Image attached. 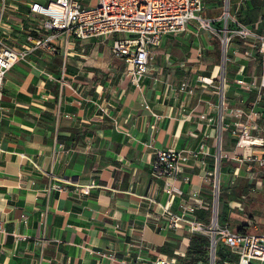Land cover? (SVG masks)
I'll use <instances>...</instances> for the list:
<instances>
[{"label":"crops","instance_id":"1","mask_svg":"<svg viewBox=\"0 0 264 264\" xmlns=\"http://www.w3.org/2000/svg\"><path fill=\"white\" fill-rule=\"evenodd\" d=\"M32 1L47 0H7L1 28L18 50L30 48L28 36L45 34L29 11ZM198 30L191 25L163 36L149 70L137 81L110 50L116 34L86 41L61 35L56 52L33 48L7 70L0 98V264H151L157 255L182 264L188 259L191 232L169 228L164 205L178 210L192 192L211 201V175L221 157L225 165L242 149L235 147L230 127L221 125L222 82L212 83L219 65L208 56L213 35ZM185 32L193 35L186 44L179 41ZM247 49L241 54L250 59L253 50ZM236 59H227L226 102L255 107V91L241 90L233 81L238 65L244 63L248 75L250 64ZM206 67L211 70L204 72ZM185 77L188 85L182 83ZM258 123L264 125V118ZM260 130L264 133V126ZM170 147L184 150L186 157L169 180V192L164 179L152 176L150 164L158 148ZM227 165L238 170L233 161ZM218 247L227 250L222 262L236 259L229 247ZM112 254L123 263L111 260Z\"/></svg>","mask_w":264,"mask_h":264},{"label":"built area","instance_id":"2","mask_svg":"<svg viewBox=\"0 0 264 264\" xmlns=\"http://www.w3.org/2000/svg\"><path fill=\"white\" fill-rule=\"evenodd\" d=\"M244 1L235 2L236 10L244 5ZM224 5L222 14L207 15V10L215 5L207 4L206 0H95L90 4L83 3L81 0H47L44 3L32 1L29 4V11L32 12L33 17L39 19L40 27L45 34L28 36V39L32 40L30 48L18 50L7 41L2 31L1 22L6 15L7 0H1L0 98L4 76L17 59L33 48L56 52L58 48L55 39L58 36L64 35L75 40L86 41L91 37L116 34L110 42V50L115 56L123 58L130 78L137 81L149 70L148 65L154 54L153 49L161 43L163 36L167 33L179 34L193 25L208 31L210 35L212 33L218 36L224 62L226 59L232 60L235 56L241 55L239 49L241 43L250 49L258 46V72L243 74L245 64L241 63L237 69L239 75L233 78L241 90L255 91L257 101L261 95H264V27L260 32L254 31L249 24L230 13L228 0H224ZM219 21H223L222 28L217 25ZM220 31L221 35H219ZM228 50L231 56L226 55ZM253 57L251 55L249 58ZM188 80L189 78L185 77L182 80L183 85H188ZM200 80L211 82V80H205V77H201ZM222 80L219 89L220 106L226 112L225 116L224 114L221 116V119L225 120H221V125L230 127V134L235 139L236 148L250 147L254 150L264 147V133L259 131L262 126L258 123L259 118H264L261 111L255 109L254 105L248 106L247 109L239 106L228 107L224 95L225 76ZM204 146L205 144L201 143L202 153H205ZM192 152L196 153V151ZM224 155L228 156L225 153ZM185 157V151L182 149L176 150L170 147L169 149L158 148L155 151L154 159L150 164V172L154 178L164 179L163 186L169 192L172 188L169 180L179 174L180 165ZM243 159L255 160L258 164L264 162V156L261 153L259 155L249 154ZM215 182L213 181L214 185ZM172 196L173 194L170 193L169 200ZM213 204L214 200H203L196 192L189 194L178 210L170 209L169 205L165 204L164 214L167 226L207 235L210 245L209 259L213 263L217 244H220L236 253L235 260L224 259L223 264H264V231L242 232L229 229L226 224H220L218 219H215ZM236 204L239 205L238 202ZM199 208L211 211L208 221L197 217L195 210ZM38 243L41 245L43 241L40 240ZM109 258L123 263V260L114 254L109 255ZM151 262V264H175V259L157 255Z\"/></svg>","mask_w":264,"mask_h":264},{"label":"rangeland","instance_id":"3","mask_svg":"<svg viewBox=\"0 0 264 264\" xmlns=\"http://www.w3.org/2000/svg\"><path fill=\"white\" fill-rule=\"evenodd\" d=\"M211 1L216 2V6H214L215 9L210 8V10H207L206 14L207 15L222 14L224 7H225L224 0H211ZM233 1L234 0H228V5H229L228 9L231 7V9L229 10L231 14H234L232 7H234V10H235V5L233 4ZM206 2H210V0H206ZM217 25L220 26V28H222L223 21L217 22ZM197 33H207L210 35L208 31L202 28H200V30H198ZM184 34L187 38H184L185 36L183 37L181 36L182 35L181 34V35H178V36H181L180 37L181 39L179 38L178 39L180 42L182 41L183 43L186 44L189 41L190 37H192L193 35L191 36L189 32H185ZM219 35H221V31ZM190 45H192L191 42H190ZM219 50H220V56H221V54H223V51L221 50V44L219 46ZM229 51L230 50L226 51L227 56H230ZM240 53H243V52L240 51ZM244 56L246 55L241 54L237 56L238 60L236 59V63L240 64L243 61L248 62V64L251 65L249 72L257 73L259 70V64H258L257 57L256 58L253 57L252 59H246ZM232 63L235 64L234 62ZM217 65L219 66L216 67L217 72L214 76L212 83H214L216 86L217 85L219 86L220 83L223 81L222 77L225 75V72L227 70L226 66H229V65L227 63V59H226V62L221 65L220 57H219V61L217 62ZM231 66L234 67V65H231ZM209 70H211V68L206 67V70H204V72H208ZM197 72L198 74H202L201 70H198ZM219 124H220V118L216 126L217 130L222 129L221 125ZM261 125L264 126L263 124ZM229 153L232 154V150ZM235 153L238 155L232 154V157H229V160L228 162H225V165H221L220 168H217L216 170H214L213 174L211 175L210 185L213 191L215 192L216 187L213 184V181H216L215 183L219 185L218 194L221 191H228V189L234 188L237 191V194L242 196V198L246 199V203L244 204L240 200L231 199L229 202V205L232 207L235 206V208H233L230 212H228L229 214L228 216L233 215L239 220H243V222L245 224L247 223L248 228L252 231H258V232L264 231V174L261 173L260 169H258V164L256 163L255 160L251 161V160L243 159L244 156L249 155V154L259 155V153H261L262 156H264L263 155L264 147H259L254 150L251 149L250 147H244L242 149H236ZM229 161H233L237 164L238 170L236 171V173L234 172L236 170L235 169L236 166L230 169V166L227 165ZM243 187H247L248 191L249 190L254 191L256 192V194L253 196V193H251L250 195L253 197L249 198L248 195H246L248 191L246 192L242 191ZM218 194H217L216 200L218 201V206H220V202L218 200ZM210 195H211L210 199L212 200V197L214 196L212 193ZM236 202H238L239 205H237ZM188 257L189 256H186L184 259H187ZM216 260H217L216 264H223L220 258L217 257ZM197 263L199 264V262Z\"/></svg>","mask_w":264,"mask_h":264},{"label":"trees","instance_id":"4","mask_svg":"<svg viewBox=\"0 0 264 264\" xmlns=\"http://www.w3.org/2000/svg\"><path fill=\"white\" fill-rule=\"evenodd\" d=\"M231 7L229 8V10ZM233 13L235 17L242 22L249 24L254 31L260 32L264 27V14H263V0H245L244 5L240 7L238 10H234V7H232ZM212 41L214 43L213 49H211V52H208V56H212L213 60L215 62L219 61L220 57V40L216 35H213ZM239 49L248 52L247 46L241 43L239 45ZM253 56L257 59L259 58V49L256 45L254 48H252ZM251 65L248 66V69ZM253 94L250 95L249 99L250 102L253 101ZM255 108L260 110L262 113H264V95H261L260 98L257 100L255 104ZM264 154V153H263ZM224 159L221 157L220 167L223 164ZM258 164V163H257ZM258 169H260L261 173L264 174V162L258 164ZM243 192L248 191L247 187H243ZM253 193V196L256 194V192L249 190L246 195L248 197H253L250 194ZM231 199H236L242 201L244 204L246 203V199L242 198L239 194H237V191L234 188L228 189V191H221L218 194V200L220 202V206H218L217 210V219L220 224H226L229 229L237 230V231H252L248 228L247 223L245 224L243 220H239L238 218L234 217L233 215L228 216V212H230L234 207L229 205V202ZM196 215L199 219H203L205 221H208L210 219L209 212L198 209L196 211ZM208 236L205 234H199V233H191L189 236V242H188V259L182 263V264H198L197 259L202 261V264H207V254H208ZM227 256V250L224 247H218L215 252V258L217 259H223ZM215 259V260H216ZM217 262V260H216ZM215 262V264H216Z\"/></svg>","mask_w":264,"mask_h":264},{"label":"water","instance_id":"5","mask_svg":"<svg viewBox=\"0 0 264 264\" xmlns=\"http://www.w3.org/2000/svg\"><path fill=\"white\" fill-rule=\"evenodd\" d=\"M222 64H224V60H223V54H222V59H221V65ZM220 147V146H219ZM219 147H218V151H217V153L219 154L220 153V151H219ZM215 187H216V189H215V192H214V197H213V200H214V206H213V215H214V217H215V219H217V208H218V201L216 200L217 199V194H218V187H219V185H217L216 183H215ZM210 260V259H209ZM210 264H214L213 263V261L212 260H210Z\"/></svg>","mask_w":264,"mask_h":264},{"label":"bare ground","instance_id":"6","mask_svg":"<svg viewBox=\"0 0 264 264\" xmlns=\"http://www.w3.org/2000/svg\"><path fill=\"white\" fill-rule=\"evenodd\" d=\"M208 80V79H207Z\"/></svg>","mask_w":264,"mask_h":264}]
</instances>
